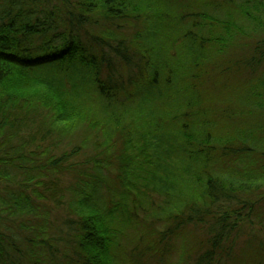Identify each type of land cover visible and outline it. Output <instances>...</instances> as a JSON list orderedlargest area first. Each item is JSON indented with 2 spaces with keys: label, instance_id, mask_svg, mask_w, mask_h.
<instances>
[{
  "label": "trees",
  "instance_id": "trees-1",
  "mask_svg": "<svg viewBox=\"0 0 264 264\" xmlns=\"http://www.w3.org/2000/svg\"><path fill=\"white\" fill-rule=\"evenodd\" d=\"M0 264H264V0H0Z\"/></svg>",
  "mask_w": 264,
  "mask_h": 264
}]
</instances>
